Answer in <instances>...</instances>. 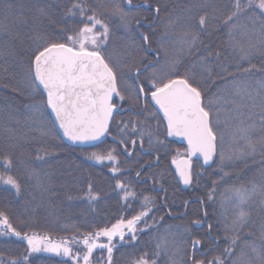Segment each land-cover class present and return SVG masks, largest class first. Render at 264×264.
<instances>
[{
	"label": "trees",
	"instance_id": "trees-1",
	"mask_svg": "<svg viewBox=\"0 0 264 264\" xmlns=\"http://www.w3.org/2000/svg\"><path fill=\"white\" fill-rule=\"evenodd\" d=\"M139 2L129 6L126 0H0V175H11L20 185L17 193L10 185L0 183V212L22 235L82 239L84 234L138 215L147 197L151 210L143 224L146 230L138 232L133 242L117 246L112 254V264H134L145 253L151 261L158 244L161 254L156 258V264H193V255L203 264H209L214 257H222L227 246L226 236L232 235V221L238 211L235 204L224 203L219 183L234 173L224 172L225 163L234 162L225 158L224 173L221 174V154L227 157L225 151L229 155L244 146L239 136L229 129L233 125L230 118L236 117L237 109L244 115L235 120L243 121L244 126L255 125L254 138L261 135V97L257 94V82L264 80V47L258 39L254 40L256 49L242 59L239 49H233L229 44L228 28L223 24V18L232 8L233 0ZM74 3H80L88 15L95 13L108 25L107 43L102 48L108 63L116 60L111 50L118 51L120 44L129 45V50L133 42L137 46L146 44L151 52H146V57L153 54L154 60L141 63L134 71L151 64L147 73L151 72L155 77L187 76L201 90L205 105L210 99L214 101L211 113L215 115L218 111L222 120L218 124L212 122L217 132V153L209 167H198L194 163L193 172L195 168L199 170L193 174V188L186 192L179 189L171 161L181 147L167 141L163 131L151 133V142L149 135L135 134L130 128L120 134L125 122L134 120L133 114L127 112L115 116L110 130L113 137L110 140L113 141L95 147L73 148L59 138L43 93L40 91L43 105L29 101L30 92H35L29 84L34 55L48 43L65 42L68 35L82 26L79 15H67V9ZM145 3L150 10L142 7ZM116 4L128 13L124 23L115 11ZM156 7L160 9L159 14L154 11ZM73 11L79 13V9ZM201 16L206 17L203 29L198 25ZM239 23L251 27V22L245 18ZM144 24L148 27L145 28ZM190 28L199 35V41L191 51L187 45L181 44L183 33ZM255 31L258 35V26ZM217 52L219 56H216ZM244 68L251 70L244 72ZM238 86L246 88L247 92L237 95L234 89ZM145 90L148 92L147 88ZM217 97L223 99L220 108L215 102ZM145 107L164 129L162 117L148 100ZM223 118H228V123ZM226 141L228 145L224 148ZM113 148L116 149L113 155L118 160L115 167L119 171L116 173L111 171L112 165L105 167L90 159L93 153L103 155ZM146 150L148 153H143ZM261 153L259 149L257 154L246 159L249 163L248 181L244 186L248 189L255 185L259 191L264 185ZM5 159L12 161L11 169L4 167ZM215 176L218 181L210 182ZM117 183H122L124 188H116ZM125 193L135 195L125 199ZM93 196L96 199H92ZM222 201L224 204L220 208ZM213 202L218 213L210 211ZM194 206V218L182 215L191 213ZM175 207L182 211L175 212ZM243 207L250 213V223L244 232L253 235L242 233V240H256L264 224L261 197L257 195ZM196 221H199L198 225ZM197 239L200 244L199 250L195 251L192 241ZM27 249L24 240L0 229V264H12L13 261L17 264H72L61 257L28 255ZM239 252L240 247H237L236 254ZM26 255L28 260L24 261ZM96 255L92 258L94 261L99 259L100 264H106L103 262L104 252L98 253V258Z\"/></svg>",
	"mask_w": 264,
	"mask_h": 264
},
{
	"label": "snow or ice",
	"instance_id": "snow-or-ice-1",
	"mask_svg": "<svg viewBox=\"0 0 264 264\" xmlns=\"http://www.w3.org/2000/svg\"><path fill=\"white\" fill-rule=\"evenodd\" d=\"M131 6L132 0H126ZM115 11L120 15L121 22H126L127 12L120 6L114 5ZM146 10H150L147 3L142 5ZM73 9H79V13ZM43 12V9H40ZM154 11L159 14V7ZM68 16H80V26L73 34L67 36L65 42H51L38 50L34 55L32 70L34 72L32 87L34 91L39 92L42 87L47 94L46 105L55 114V119L59 127L63 129V134L72 142H94L109 132L110 122L114 118V113L118 114V107L113 102L114 96L119 97L121 101L124 96L117 88L116 76L102 54V46L106 45L109 35V27L95 13L88 15L85 8L80 3L72 4L67 9ZM241 18L251 22V27L247 24H240ZM139 23V21H137ZM223 24L228 28V42L233 49H239L242 53L241 58H247L256 44L254 40H259L261 47H264V0H233L232 8L223 18ZM201 29L206 25V17L201 16L198 20ZM99 26V31L97 30ZM259 27L257 35L256 28ZM103 38V39H101ZM147 37H145V40ZM199 41V35L191 28L183 33L181 44L187 45L189 51L193 50ZM211 55V53H209ZM219 56V53H216ZM239 70V68H238ZM250 68H244V72H249ZM261 97L260 102V132L258 141H253L251 133L255 131V125L247 127L237 126L234 135L238 133L245 141L243 148L231 153L227 157L220 156L221 171L225 158L232 160L239 159L244 155H252L257 152V145L264 151V80L257 82ZM247 92V89L237 88L236 94ZM141 94H145L143 85L138 86L137 99ZM151 101L158 106L159 111L167 122V136L180 137L187 142V158H174L172 163L176 165L177 173L185 185H190L193 180L192 161L193 156L203 158L204 165L214 163V157L217 153V132L214 131L210 113L213 100H209L205 105L201 90L195 86L187 76L180 78L171 77H153L151 87L148 89ZM251 96V93H248ZM235 103V101H233ZM243 106V105H242ZM255 105H253L254 107ZM237 115L234 119H239L244 113L236 110ZM250 118V117H249ZM219 123V112L216 117ZM243 124V121H241ZM128 125L120 129L121 132ZM133 132L136 131L133 126ZM144 133H141L143 135ZM151 142V133H148ZM222 138V137H221ZM124 143L123 140L120 141ZM159 142V141H158ZM133 140L132 144L135 145ZM142 146V145H141ZM247 149V152L244 151ZM115 148L107 152L106 155L93 153L90 159L99 162L107 159L117 162L113 155ZM125 151H127L125 149ZM131 155V153H128ZM180 154L177 153V157ZM40 158V157H38ZM4 167L11 169L12 161L5 159ZM111 171H119L117 167H112ZM139 176L140 173H137ZM227 175V173H225ZM0 183L10 185L15 188L17 193L20 191V185L11 175H0ZM116 188L123 189L122 183H117ZM89 194L91 195V185H89ZM134 196V193H125V199L128 196ZM261 197V204L264 205V185L257 191L255 185L251 189H236L235 198L238 201V211L235 219L232 221L230 237L226 236L227 246L224 249L222 257H214L209 264H264V224L261 225L260 235L256 240H242V233L246 236H252L251 232H244L249 225L250 213L245 210L243 205L249 203L254 197ZM96 199V197H91ZM211 199V195L209 196ZM150 201L145 197L144 205L138 215L131 219H120L111 227H103L98 231L84 234L81 240L75 237L71 241L61 239L53 241L48 236L22 235L9 222L7 216L0 212V227L11 232L18 238L27 241L28 255L32 253L48 252L57 256L67 257L72 264H100L99 259L93 260V252L97 249L106 250V262L112 264V254L115 245L113 240L119 238L124 241L125 230L133 235L131 240H135V232L138 230V223L148 216ZM195 223H199L196 221ZM211 227V225H209ZM106 238V242H101L100 238ZM259 241V242H257ZM73 243L82 245L81 248L73 250ZM200 241L193 240L192 247L198 251ZM242 245V246H241ZM237 247H240L239 255L236 254ZM161 246L157 245V251L151 261L147 254L142 255L134 264H156V258L161 254ZM250 250V251H249ZM28 255L24 261L28 260ZM193 264H203L202 260H196L192 257ZM12 264H17L13 261Z\"/></svg>",
	"mask_w": 264,
	"mask_h": 264
},
{
	"label": "rangeland",
	"instance_id": "rangeland-1",
	"mask_svg": "<svg viewBox=\"0 0 264 264\" xmlns=\"http://www.w3.org/2000/svg\"><path fill=\"white\" fill-rule=\"evenodd\" d=\"M139 1H142V0H132V3L134 4H140V2ZM143 15V14H142ZM140 33V32H139ZM141 34V33H140ZM101 39H103V38H101ZM105 45H103L102 46V48L104 47ZM120 46H121V48H119L118 47V51L117 50H111L112 49V47L110 48V50L113 52V54H114V59H116V60H113V62H112V60L110 61V63H111V65H110V63H109V65H110V67L112 68V70H113V72L115 73V75H116V78H117V88L119 89V91H120V93H121V95H123L124 96V100L123 101H121L120 100V98L119 97H117V101H116V105H117V107H119V109H123V108H125V107H130V108H132V107H137L138 108V110L139 109H141V100H140V98L139 99H137V90H136V87H135V85H134V82H133V79H132V74H133V72H134V68H136L137 66H139L141 63H143V62H151V61H153L154 60V55L153 54H150L149 55V58L148 57H146V52H148V53H151L149 50H148V46L146 45V44H142V45H136V43L135 42H133V44H131L130 45V47H131V50H129V48L127 47V46H129V45H124V44H120ZM144 47H145V49H146V51H145V49H144ZM119 52V53H118ZM110 58H111V56H109ZM108 61H109V59H108ZM114 68V69H113ZM30 76H31V79H32V81H33V70L31 69L30 70ZM154 76H153V73H151V72H148V73H146L145 75H143V76H141L140 77V80H141V82L143 83V84H146L147 86H148V88H150L151 87V79L153 78ZM32 81L29 83L30 84V86H32ZM239 86H240V84H239ZM239 86L238 87H235V89H234V93H235V91L237 90V88H239ZM32 89V88H31ZM241 89H243V88H241ZM35 92H37V91H35ZM35 92H30L31 94H30V98H31V100H29V101H31V102H37V104H44V102L42 101L43 99H42V97H41V93H40V91H39V94H38V92H37V96L36 95H34V94H36ZM145 92H147L146 90H145ZM41 98V99H40ZM222 101H223V99L222 98H220V97H217V100H215V102L217 103V105L219 106V108H220V105L219 104H221L222 103ZM149 102V101H148ZM132 104H134L133 106H132ZM37 111H38V109H37V107L35 108ZM133 109V108H132ZM228 109V107L226 106L225 107V111ZM137 110V109H136ZM229 114V113H228ZM231 114V113H230ZM210 117H211V120H212V122H213V124H216L217 122H216V117H217V114H215L214 115V113H211V115H210ZM130 117H127V119H129ZM114 119H115V117H114ZM114 119L112 120V122L114 121ZM123 119V118H122ZM122 119H120V120H122ZM231 120H230V123L231 124H233L229 129L231 130L232 129V131L233 132H235V129L237 128V126H240V127H247V126H244L243 124H241L240 122H238L237 120H235L234 118L232 119V118H230ZM219 120L220 121H222L220 118H219ZM223 120H224V122H227L228 121V118L227 119H225V118H223ZM228 123V122H227ZM227 123H224V125L226 126V124ZM124 125H126V124H124ZM124 125L122 126V128L124 127ZM249 126V125H248ZM128 129H129V127H128ZM126 132V129H124V131L123 132H121L120 131V134H124ZM235 135H238L239 136V139L245 144V141L243 140V139H241V137H240V135L238 134V133H236ZM251 136H252V133H251ZM259 137H260V135H258V136H256L255 138L252 136V139H253V141H258L259 140ZM232 138V136L230 137V139ZM229 140V139H228ZM227 140V141H228ZM108 141V140H107ZM227 141L224 143V148H226V146L228 145L227 144ZM106 142V141H105ZM104 143V142H103ZM259 149H260V147L257 149V152L256 153H254V154H252V155H255V154H257L258 153V151H259ZM129 153V152H128ZM177 153H179L180 154V156L179 157H177ZM233 153V152H232ZM103 155H106V154H103ZM225 155L226 156H228V152L227 151H225ZM230 155V154H229ZM252 155H245V157L244 158H240V159H242L241 161H238V159H236V158H234V159H232V161H234L233 163H225L226 164V169H225V171L224 172H229V171H232V172H234L233 173V175H231V176H228L227 178H224V180L223 181H221V182H219L220 183V185H221V187H222V192L221 193H224L223 194V200H224V203L227 205V204H235V206L237 207L238 206V201L236 200V198H235V192H236V189H241V188H246L244 185H246V183H247V181H248V174H247V170H248V164L249 163H247L246 162V159L248 158V157H250V156H252ZM186 156V151L184 150V149H177L176 150V155L172 158V161H173V159L174 158H180V157H185ZM259 157H263L264 158V151H262V153H261V155L259 156ZM171 161V162H172ZM93 162H95V163H98L99 165H102V166H109V165H112V167H115V165H117L118 164V160H117V162H113V161H109V160H107V159H105V160H103L102 162H99V161H97V160H94ZM197 165H198V167H199V165H200V163H196ZM213 164V163H212ZM211 164V165H212ZM209 167V166H208ZM206 168V167H205ZM199 169L198 168H195V170H194V172L192 171V176H193V174L196 172V171H198ZM223 171H221V174L223 175V173H224ZM231 172V173H232ZM173 174H174V172H173ZM175 178V177H174ZM211 181H218V176H215L213 179H211L210 180V182ZM177 183V182H176ZM193 183H194V181L192 180V184H191V187L193 188ZM177 185H178V187H179V184L177 183ZM236 187V188H235ZM180 189V188H179ZM223 201L221 202V207L220 208H222V206H223ZM193 207V206H192ZM192 210H191V213H182V215H187L188 217H189V219H192V218H194L193 216H194V213H195V206H194V209L193 208H191ZM174 211L175 212H181L182 211V209L180 208V207H175L174 208ZM210 211H211V213H218L217 211H216V209H215V205H214V202H213V204H212V206H211V209H210ZM210 213V214H211ZM180 214V213H179ZM148 215H149V213H148ZM187 216L185 217V218H187ZM146 217H148V216H146ZM146 217H144L139 223H138V225H137V231L135 232V236H136V234L138 233V232H141V231H144V230H146L145 228H143V224L145 223V220H146ZM117 222V221H116ZM115 222V223H116ZM114 223V224H115ZM141 224H142V226H141ZM113 225V224H112ZM111 225V226H112ZM198 225V224H197ZM110 226V227H111ZM0 229L1 230H4V228L3 227H0ZM125 232H126V234H125V238H124V241H120L119 240V238L117 237V238H115L114 240H113V244L115 245V247H114V249L117 247V246H120V245H126V244H128V243H131V242H133L134 240H131L130 239V237L133 235L132 233H128L127 232V230H125ZM29 235H33V234H29ZM35 235H37V236H43V235H38V234H35ZM18 238V237H17ZM51 240H53V241H59V240H61V239H67V240H69V241H71L72 240V238L71 239H69V238H51V237H49ZM21 239V238H20ZM23 240V239H22ZM76 240H81V239H76ZM100 241L101 242H106V238H100ZM24 242L26 243V245H27V241L26 240H24ZM72 247H73V250L75 251V250H77V248L79 247V248H81L82 249V245H76L75 243H73L72 245H71ZM27 248H28V245H27ZM114 249H113V251H114ZM100 252H104V259H103V262L104 263H106L107 264V262H106V256H107V252H106V250H100V249H97V250H95L94 252H93V257H94V255L95 254H97L96 255V258H98L100 255H98V253H100ZM33 254H43V255H48V256H53V257H61V258H63V259H68L67 257H64V256H57L56 254H54V253H48V252H39V253H32L31 255H33ZM92 257V258H93ZM81 264H83V261H81Z\"/></svg>",
	"mask_w": 264,
	"mask_h": 264
},
{
	"label": "flooded vegetation",
	"instance_id": "flooded-vegetation-1",
	"mask_svg": "<svg viewBox=\"0 0 264 264\" xmlns=\"http://www.w3.org/2000/svg\"><path fill=\"white\" fill-rule=\"evenodd\" d=\"M150 65H146L144 66L143 68L141 69H138L136 71L133 72L132 74V79H133V82H134V85L136 87V90L138 91V85H144L143 87L144 88H148V86L146 84H143L139 81V77L142 76V75H145L147 73V69H149ZM143 70L140 74H138L137 76H135V74L139 71ZM115 74V73H114ZM116 76V75H115ZM116 81H117V78H116ZM140 100H141V109L140 111L138 110L137 107H125L123 109H119L118 107V110L121 111L119 114H117L118 116L120 115H123L124 113H131L134 115V120L132 122H125L126 125H128V127L132 130L133 129V126H135L136 128V131H135V134H141V133H144V135H148V133H152V134H157V133H161L163 131L165 137H166V140L167 141H172L174 142L176 145L180 146L181 149H184L185 151L187 150L182 144L178 143L175 139H173L172 137H169L167 136V124L165 122V120L163 119V117L158 113L157 109L155 108V106L151 103V97H150V94H148V92H145V94H143V97L140 95L139 96ZM148 100L149 103L151 104V106L157 111V113L162 117L163 121H164V129H163V125L162 127L159 125L156 117H154L153 115H151L150 113L147 112V109L145 107V101ZM117 101V97L114 96L113 98V102L116 103ZM137 109V110H136ZM139 118V120H138ZM111 125H112V121L110 122V125H109V132L107 133V136H108V140H110L111 138H113L110 134V130H111ZM127 127V128H128ZM126 128V129H127ZM133 131V130H132ZM114 139L110 140V141H113ZM131 153V152H130ZM143 153H148V151H143ZM181 158H187V156L185 157H180ZM192 161V170L194 168V163H198L197 161H194V160H191ZM171 165H172V162H171ZM191 188V187H190ZM189 188V189H190ZM188 189V190H189ZM187 190V191H188Z\"/></svg>",
	"mask_w": 264,
	"mask_h": 264
},
{
	"label": "water",
	"instance_id": "water-1",
	"mask_svg": "<svg viewBox=\"0 0 264 264\" xmlns=\"http://www.w3.org/2000/svg\"><path fill=\"white\" fill-rule=\"evenodd\" d=\"M134 8H138V6H135ZM144 27L147 28L148 25H144ZM142 71H143V70L137 72V73L135 74V76H137L138 74H140ZM33 75H34V72H33ZM137 86H139V85L137 84ZM40 90L42 91V93H43V95H44V97H45V99H46V98H47V94L43 91L42 87L40 88ZM141 96L143 97V94H141ZM152 103H153V105L155 106V108L158 110V112L163 116V113H162L161 111H159L158 106H156V105L154 104V102H152ZM47 110H48V113H49L50 119H51V121H52V124H53L54 128L56 129V132H57L59 138L62 140V142H63L65 145H67V146H69V147H73V148H87V147H91V146L98 145V144L102 143L103 141H105V140L107 139V133H106L105 136L101 137L98 141H94V142H84V143H81V142H76V143H74V142H72L71 140H69L66 136H64V134H63V129H61V128L59 127V123L56 121V119H55V114L52 113L51 109L47 107ZM120 112H121V111L118 110V114H119ZM115 114H116V113H114V115H115ZM172 138L175 139L178 143L183 144V145H185V146L187 147V142H186L185 140H183L182 138H180V137H175V136H173ZM181 159H183V158H181ZM191 159H192V160H195V161H199V162L201 163V165L204 166V167L209 166V165H204V164H203V158H202V157H199V156H193ZM213 159H215V157H214ZM211 164H212V163H211ZM172 169H173V172H174L175 179H176L177 183L179 184L181 191H183V192L187 191V190L190 188L191 184H190V185H185V184L182 182V180H181L180 177H179V174L177 173L176 165H175V164H172Z\"/></svg>",
	"mask_w": 264,
	"mask_h": 264
}]
</instances>
